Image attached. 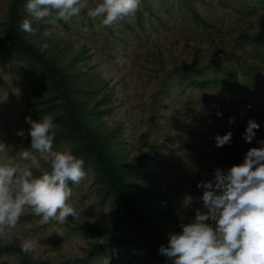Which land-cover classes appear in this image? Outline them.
Masks as SVG:
<instances>
[{"label":"rangeland","instance_id":"374dc122","mask_svg":"<svg viewBox=\"0 0 264 264\" xmlns=\"http://www.w3.org/2000/svg\"><path fill=\"white\" fill-rule=\"evenodd\" d=\"M10 1L0 0V47L9 43ZM82 2L87 7L67 22L37 21L25 10L24 19L38 33L22 31L23 37L39 48V34L54 29L44 53L61 70L76 63L64 76L80 109L96 111L86 124L106 140L116 136L122 167H140L154 179L129 190L144 214L151 218L168 207L172 219L195 217L196 209L207 214L199 199L204 189L197 184L212 181L217 168L227 172L242 164L247 151L264 140V0H141L133 16L111 27L87 14L102 0ZM57 50L63 51L62 60L55 59ZM120 56L123 63L117 62ZM81 72L86 87L79 90L76 77ZM46 99H53L59 111L53 115L60 126L53 150L78 157L43 71L31 59L0 51V142L9 147L0 153V163L15 155L19 160L20 151L31 150V126L25 118L41 120L38 104ZM230 117L235 118L231 125ZM249 119L260 125L252 143L243 140ZM21 130L23 137L17 135ZM228 131L231 143L216 147L215 136ZM84 170L79 184L69 182L68 203L77 217L62 226L41 224L40 217L26 210L15 236L0 237V264H153L142 243L127 252L110 234L93 237L109 219L118 222L124 213L94 165L85 163ZM185 194L195 198L188 209L181 207ZM29 237L38 248L24 254L21 243Z\"/></svg>","mask_w":264,"mask_h":264},{"label":"clouds","instance_id":"9594fccd","mask_svg":"<svg viewBox=\"0 0 264 264\" xmlns=\"http://www.w3.org/2000/svg\"><path fill=\"white\" fill-rule=\"evenodd\" d=\"M140 5L141 0H102L87 14L93 19L101 18L102 26L111 27L133 16ZM86 7L82 0H27L25 10L37 21L67 22ZM20 28L32 36L38 33L27 18ZM53 32L54 29H45L39 34L41 54L49 49L47 40ZM117 62L123 63V56ZM216 115L222 117L219 111ZM25 119L31 126V150L20 151L19 160L15 155L0 163V237L3 238L15 236L13 230L26 210L40 217L41 224L54 221L62 226L69 217L75 219L78 214L68 203L72 196L69 182L79 184L86 177L83 158L71 151L53 150L60 126L52 115H45L39 121ZM228 123H235V118L230 117ZM259 128L254 119H249L243 140L252 143ZM17 135L23 137V130ZM232 136L231 131L216 135L215 146L230 144ZM257 143L261 147L249 149L242 164L233 165L227 172L217 168L212 181L197 184V188L204 189L199 199L208 213L196 209L194 222L181 223L180 233L169 234L167 247L158 249L160 255L172 264H264V140ZM8 149V145L0 142V153ZM42 161L50 170L43 168ZM33 170L41 174L37 177ZM194 201L192 195L185 194L181 207L188 209ZM37 248L38 242L31 237L21 243L24 254H33Z\"/></svg>","mask_w":264,"mask_h":264},{"label":"trees","instance_id":"16d2710c","mask_svg":"<svg viewBox=\"0 0 264 264\" xmlns=\"http://www.w3.org/2000/svg\"><path fill=\"white\" fill-rule=\"evenodd\" d=\"M142 1L144 2V0ZM26 3L27 0L10 1L7 23L9 43L0 47V51L31 59L43 71L45 78L50 83L52 98L58 100L60 103L58 106L60 112L62 111L63 113L61 114L64 119L63 125L72 138L77 156L83 158L85 163L94 165L108 193L120 204L124 213L123 219H119L118 222L114 223L112 219H109L106 222L107 224L101 230H98L97 233L92 231L95 234L93 237L107 238L110 234L109 237L118 240L127 252H130L131 248L136 251L140 243H142L153 264H172L171 260L158 253V249L161 246L167 247L169 234L180 233L182 231L180 227L181 223H192L195 217L191 215L185 219H172V209L170 207L151 218L142 212L137 203L139 200L129 190L136 183L143 185L149 182V179L150 183L154 182V179L146 175L140 167H122L118 160L120 148L116 136H111L106 140L104 137L96 135L88 127L85 119L94 120L97 116L96 111L86 114L80 109L75 99L71 96L69 83L64 76L65 71L72 69L76 63L73 62L69 69L65 68L61 70L45 53L41 54L38 47L30 44L23 37V30L20 28V25L24 20ZM63 54L62 50H57L55 59L62 60ZM78 74L79 76L76 77V87L81 90L82 87H86V85H81V78H84L85 74L83 72ZM228 79L231 82L228 88L232 90L233 81L231 76ZM224 83L227 84L229 82L225 80ZM51 100L53 99H46V101L38 104L39 110L37 115L39 117H44L45 115L53 116L59 113ZM169 227H172V229L167 235H164V230ZM121 229H128L130 231L125 235L115 236ZM122 236L126 237L122 238ZM24 262L29 263L30 261L28 258H25Z\"/></svg>","mask_w":264,"mask_h":264},{"label":"crops","instance_id":"0c3cea01","mask_svg":"<svg viewBox=\"0 0 264 264\" xmlns=\"http://www.w3.org/2000/svg\"><path fill=\"white\" fill-rule=\"evenodd\" d=\"M264 103V102H263Z\"/></svg>","mask_w":264,"mask_h":264}]
</instances>
